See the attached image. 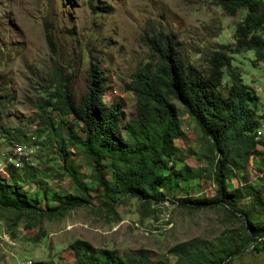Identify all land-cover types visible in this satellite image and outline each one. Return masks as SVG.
<instances>
[{"label": "rangeland", "instance_id": "1", "mask_svg": "<svg viewBox=\"0 0 264 264\" xmlns=\"http://www.w3.org/2000/svg\"><path fill=\"white\" fill-rule=\"evenodd\" d=\"M244 13L245 8H240L234 15H227L213 0H0V152L9 153L13 143L25 146L28 151L25 159L36 171L41 186L39 189L32 181H22L18 189L44 195V200L39 198L38 203L42 209L45 205H56L52 194L74 190L67 175L59 178L55 175L61 161L54 153L53 141L57 144L64 136L62 130L56 126L48 138L45 126L38 124L37 102H43L46 114L54 122L58 118L56 111L48 107L41 86L52 87L56 78H60L78 95L85 89L90 61L103 78L102 102L118 103L128 118L134 112V96L124 88L127 73L150 57L148 39L152 34L171 33L180 43L181 58L202 67L220 43L231 44L233 27ZM45 33L50 36L51 45ZM227 48L232 50L231 46ZM231 56L242 83L251 86L258 96L255 115L264 117V62L256 60L252 50ZM226 83L224 79L220 82L223 92ZM177 114L185 139L174 141L178 147L171 159L174 167L182 163L191 167L205 165L198 152L197 126L178 103ZM261 125L257 139L260 152L246 164L245 179L251 180L253 193L264 198L263 121ZM10 127L18 128L20 133L14 136ZM8 128L7 136L4 129ZM68 161L78 182L86 186L90 204L51 216H17L12 207H0V264H28L35 260L70 264L73 253L69 244L77 239L96 248L115 249L119 254L145 249L151 258L166 257L170 261L175 257L167 252L168 248L181 241L215 240L228 232L240 239L237 235L243 222L241 215L233 216L220 205L195 209L179 204L172 193L167 194V200L148 207L140 205L134 197L124 196L113 204L110 212L100 204L101 190L90 179L91 161L73 152ZM0 176L6 179L3 171ZM227 185L231 189L237 186V180L230 178ZM213 192L214 185L202 178L193 191L184 189L174 195L210 197ZM249 199L251 196L242 198L238 204L245 201L243 207L250 216L264 221V207L252 204ZM35 234L39 236L37 239L33 238ZM225 261L264 264V251L248 246Z\"/></svg>", "mask_w": 264, "mask_h": 264}, {"label": "trees", "instance_id": "2", "mask_svg": "<svg viewBox=\"0 0 264 264\" xmlns=\"http://www.w3.org/2000/svg\"><path fill=\"white\" fill-rule=\"evenodd\" d=\"M213 1L230 16L245 8L243 17L233 27L231 44L220 43L210 52L204 66L197 67L181 58L180 43L171 33L152 34L148 39L150 57L127 73L124 88L134 96V112L128 118L118 103L102 102L103 78L96 64L90 61L85 89L78 95L60 78H56L52 87L41 86L49 101L48 107L56 111L58 118L54 122L46 114L43 102H37L38 124L45 126L48 138L56 126L62 130L64 136L57 144L53 141L54 153L61 161L55 175L56 178L67 175L74 190L52 194L56 205L40 208L38 203L44 200V195L18 189L22 181H32L41 188L36 171L22 158L19 167L7 163L2 169L6 179L0 176V207H12L17 216H51L74 206L89 205L86 186L78 182L76 171L68 161L72 152L81 153L92 163L90 179L100 188L98 197L106 210L111 212L113 204L124 196L134 197L140 205L148 207L167 200V194L172 193L179 204L195 209L220 205L233 216L241 215L243 222L237 235L240 239L228 232L215 240L181 241L167 250L175 257L173 261L166 257L151 258L145 249L119 254L115 249L96 248L77 239L69 244L73 253L70 264H227L225 259L248 246L264 251V221L250 216L243 207L245 201L243 205L238 204L242 198L251 196L249 202L264 207V198L253 193L251 180L245 179L246 164L260 152L257 139L264 117L255 115L258 96L251 86L242 83L237 66L231 63V53L246 50H252L254 58L264 62V3L261 0ZM45 36L51 45L50 36L47 33ZM228 46L232 47L231 51ZM223 79L227 82L224 92L220 89ZM177 103L199 130L197 147L205 165L191 167L182 163L175 168L171 161L178 151L175 139H185ZM10 129L14 136L20 133L16 127ZM261 143L264 150V140ZM202 178L214 185L210 197H193L189 195L192 192L174 195L184 189L193 191ZM230 178L237 180V186L231 189L227 185ZM241 179L245 180L241 182ZM28 264L50 263L35 260Z\"/></svg>", "mask_w": 264, "mask_h": 264}, {"label": "built area", "instance_id": "3", "mask_svg": "<svg viewBox=\"0 0 264 264\" xmlns=\"http://www.w3.org/2000/svg\"><path fill=\"white\" fill-rule=\"evenodd\" d=\"M27 154L28 151L25 146H22L19 143H13V147L9 153L5 151L0 152V171H2L4 165L7 163H11L16 167H19L21 159L26 158L25 155Z\"/></svg>", "mask_w": 264, "mask_h": 264}]
</instances>
